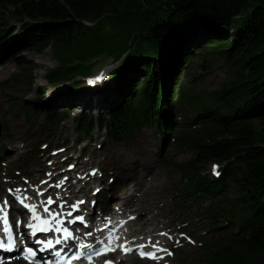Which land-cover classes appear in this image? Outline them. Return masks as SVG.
Returning a JSON list of instances; mask_svg holds the SVG:
<instances>
[{"label":"trees","instance_id":"1","mask_svg":"<svg viewBox=\"0 0 264 264\" xmlns=\"http://www.w3.org/2000/svg\"><path fill=\"white\" fill-rule=\"evenodd\" d=\"M9 16L30 22L12 35L16 28ZM195 28L205 48L219 55L225 77L210 97L215 108L209 117L216 126L190 141L192 163L200 168L209 160L228 161L219 181L202 176L197 183L214 196L232 186L250 214L248 232L224 244L222 262L264 264V0H0V62L26 69L29 61L21 53L48 47L59 66L48 68L46 79L55 84L84 72L83 62L94 55L122 59L115 75L126 84V100L111 107L113 118H119L132 111L134 101L140 110L155 106L162 66L172 54L182 62L193 58L189 42ZM199 67L207 69L205 62ZM131 69L146 73L125 81ZM45 92V85L39 86L37 101L45 100ZM57 100L70 104L63 92ZM68 111L54 110L47 118ZM79 116L87 118L85 111Z\"/></svg>","mask_w":264,"mask_h":264},{"label":"rangeland","instance_id":"2","mask_svg":"<svg viewBox=\"0 0 264 264\" xmlns=\"http://www.w3.org/2000/svg\"><path fill=\"white\" fill-rule=\"evenodd\" d=\"M192 46L195 48L196 54L189 64L191 69L190 71H186V73H182L179 81L185 87L192 88L200 99H205L207 98L208 92L210 90L218 87L219 84L222 83L225 77L222 69L223 63L217 53L204 48L203 42H196L192 44ZM179 49H181V47H179ZM23 56L26 60L29 61L26 69L24 67L17 66L13 62H0V99H2L3 102L2 109H0V120H2L3 123L7 126V131L0 135V142L4 145L11 144V132H18L21 135L20 139L16 142V144L20 145V149L14 156H10V158H13V160H15L16 156H20L19 163L22 167L23 164H26L28 159L32 158L35 155L29 153L32 148V144L28 141H33L35 148H37L38 139L44 138L46 133H49L45 127L40 126L44 124L46 115L50 112V107L54 106L57 103L56 100H53L54 93L57 87L50 85L46 81L45 77L46 70L48 68L58 66V61L52 54L50 48L44 50L42 53L31 51L25 52ZM203 60H206V62H208L209 70L204 73L203 79L200 82L192 85L190 83L191 74L193 75L194 72L195 74H199L201 72L200 69H198V64H200V62H202ZM103 63H110L112 65L117 64L113 62L112 58L104 57L100 58L98 63L95 65V68ZM95 68H93L91 71H94ZM133 74L134 73H132V75ZM75 79H77V77H75ZM7 81L8 83H3ZM69 83H71L70 85H73V81H69ZM43 84L46 86L47 91L44 94L45 100L43 102H40L37 101L36 93L38 87ZM77 84V82H74V85ZM70 85H68L66 91L71 90ZM80 89V86H76L75 91L71 90L70 94L73 96H77V92ZM8 92H12L14 96L21 99L19 101V104H15L8 100ZM21 103H23V105L26 104L27 109L30 108V119L27 118L28 116L24 112L27 109L23 108L25 106L20 105ZM22 109H24V111ZM75 111H78V106ZM13 119L21 122L19 127L12 126V123L14 121ZM74 126L75 120L70 117L68 119L67 126L57 125L52 133H49L50 137L55 138V142H59L61 139L70 137L71 135L69 132H72ZM94 132H96V130ZM150 135L151 131L148 129H144L138 136L136 141H138L140 137H147L152 140ZM123 149V147L120 148V150ZM5 151H8L7 148H5ZM9 154H12V152L9 151ZM170 155L174 156L176 161H181L188 160L192 155V152L191 150L184 147H171ZM206 171V169L201 171V174H205ZM160 174L161 178H163L167 184L179 178V173L176 170H171L168 168H162L160 170ZM196 264H201V261H196Z\"/></svg>","mask_w":264,"mask_h":264},{"label":"bare ground","instance_id":"3","mask_svg":"<svg viewBox=\"0 0 264 264\" xmlns=\"http://www.w3.org/2000/svg\"><path fill=\"white\" fill-rule=\"evenodd\" d=\"M10 21L11 22H14V23H18V24H23L24 22L22 21V20H19V19H17V18H15V17H13L12 19H10ZM84 23H85V21H84ZM47 49H48V47H47ZM63 80H60V82H62ZM50 85H52V84H50ZM68 86L67 85H63L61 88H64V89H66ZM56 92H57V89H56V91H55V93L54 94H56ZM80 94H81V96H84V94H85V90L83 89V90H80V92H79ZM75 100H69V103L70 102H74ZM80 101V100H79ZM2 101L0 100V103H1ZM16 104H19V103H16ZM1 105V104H0ZM78 105H80V106H83V104L82 103H80V102H78ZM85 105V104H84ZM58 107H59V105H58ZM24 108V107H23ZM23 111H24V109H22ZM13 123L16 125H20L21 124V122H19L18 120H14L13 121ZM18 133V132H17ZM10 136H13V138L15 139V140H18V135L15 133V132H11L10 133ZM18 149H19V146H18V144H16V145H13L12 147H11V149H10V152H12V153H15V152H17L18 151ZM44 156L48 159V160H56V158L49 152V151H47V150H44ZM60 155L58 154V157H59ZM126 165L127 164H129L128 162H126L125 163ZM142 166H146L147 165V163H142L141 164ZM121 169L123 170V172L125 173V174H128V168L126 167V166H121ZM33 171L34 172H39V174H42V172L39 170V166H35V167H33ZM2 223H4V221H2Z\"/></svg>","mask_w":264,"mask_h":264}]
</instances>
